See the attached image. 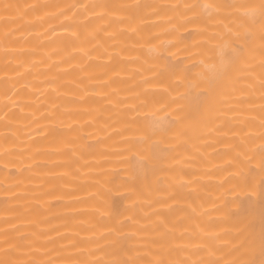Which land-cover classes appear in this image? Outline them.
Returning <instances> with one entry per match:
<instances>
[{
    "label": "bare ground",
    "instance_id": "6f19581e",
    "mask_svg": "<svg viewBox=\"0 0 264 264\" xmlns=\"http://www.w3.org/2000/svg\"><path fill=\"white\" fill-rule=\"evenodd\" d=\"M0 264H264V0H0Z\"/></svg>",
    "mask_w": 264,
    "mask_h": 264
}]
</instances>
